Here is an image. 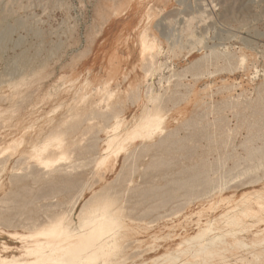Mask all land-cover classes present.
Segmentation results:
<instances>
[{"label":"rangeland","instance_id":"rangeland-1","mask_svg":"<svg viewBox=\"0 0 264 264\" xmlns=\"http://www.w3.org/2000/svg\"><path fill=\"white\" fill-rule=\"evenodd\" d=\"M83 231L264 264V0H0V259Z\"/></svg>","mask_w":264,"mask_h":264},{"label":"bare ground","instance_id":"bare-ground-1","mask_svg":"<svg viewBox=\"0 0 264 264\" xmlns=\"http://www.w3.org/2000/svg\"><path fill=\"white\" fill-rule=\"evenodd\" d=\"M85 210H83V212L81 213V219L87 214L85 212ZM52 230H54V229H52ZM52 230H51V232H52ZM81 231H80V233H81ZM51 232L49 231V233H51ZM83 232H88V231H83ZM80 233H78V234H80ZM48 236H49V234H48ZM50 236H53V235L50 234ZM71 237H73V236H71ZM33 242H35V240ZM42 242H43V240L42 241L37 240L38 245H40V243H42ZM47 242H49V241H47ZM49 243L51 245L52 242H49ZM77 245H81V246H77ZM75 246L78 248L76 249ZM104 246H105V244L96 241L95 238L93 237V234L88 232V234H86V233L81 234L80 237H73L72 240L65 242L60 247H54V249L50 251V253H54V254L63 253V256L68 258V260H63L61 258H54V259H51L50 261L53 264H71V263L73 264V262L70 263L69 260H74V259H76V256L73 258L74 255H76L78 253L81 255V253H83V256H81V257H80V255H78V257H80V258L77 260V263H79V264H96V260L93 258L92 253H90L92 251V250L90 251V248L98 249V248H103ZM81 247H84V248H81ZM41 252H42L41 250L35 251V252L27 251L26 254L24 255V257H22V258L14 257L11 259L10 258L0 259V264H43V261L46 259V257H45V254L41 253ZM54 254H51V256ZM96 254H99V252ZM70 257L73 259H71Z\"/></svg>","mask_w":264,"mask_h":264}]
</instances>
